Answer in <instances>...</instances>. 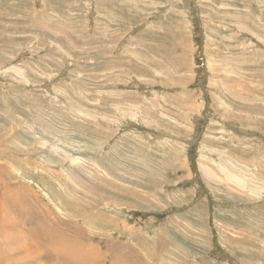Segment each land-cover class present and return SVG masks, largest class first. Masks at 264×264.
Segmentation results:
<instances>
[{"label":"rangeland","instance_id":"rangeland-1","mask_svg":"<svg viewBox=\"0 0 264 264\" xmlns=\"http://www.w3.org/2000/svg\"><path fill=\"white\" fill-rule=\"evenodd\" d=\"M0 197V264H62L32 231L77 229L130 264H264V0H0Z\"/></svg>","mask_w":264,"mask_h":264},{"label":"bare ground","instance_id":"bare-ground-1","mask_svg":"<svg viewBox=\"0 0 264 264\" xmlns=\"http://www.w3.org/2000/svg\"><path fill=\"white\" fill-rule=\"evenodd\" d=\"M0 205L2 207V209L0 211H4V210L7 211V214L0 213L1 216L4 215L3 217L0 218V223L7 222V224L13 225L15 227L16 224H17V218H16L17 214H16V217H15L13 215V213L15 211L11 212V213L8 212V210L11 211L15 206L14 207L7 206V208H6L5 205H4V202L1 199V197H0ZM27 213L29 214V212H27ZM102 216L95 215V220L100 223V224L98 223L99 225L102 224L105 227L109 226L110 221L108 220V218H104ZM35 217H36V215H35ZM33 218H34V216H33ZM26 220H28V219H26ZM35 220H37V219H35ZM16 229H17V227L10 228L9 231H6V235H4V237H1V235H0V244H3L2 247L4 248V249L0 248V253H2V254L7 253V249H10L9 247H13L15 250H17L18 246H17V248H15L16 247V245H15L16 243L15 242H16V240H19V239H17L18 238V234H17L18 231ZM76 231H77V234H78L77 236H79V238L83 239V237H84L83 231L80 230V229H77ZM15 232H17V233H15ZM32 232H33V235L35 236V238H39V240L40 239L43 240L41 244L48 243V244H51L52 246L55 247V249H53V251L55 252L56 260H60L62 264L63 263H65V264H73V262H74V264H97V263H100V262H101V264H106V262H107L106 260L109 261L108 262L109 264H130V260L126 259V256H125V253H124L127 249L125 247H123L122 244H120L119 248H116L117 251L114 250V253L116 255L117 254L118 255L116 257H115V255H112L113 258L108 259L107 255H105V253H100L96 249V247H93L94 245L93 246H92V244L91 245L90 244L89 245L88 244L85 245L86 243L83 244L84 242L81 243L80 242V241H82L81 239H80V241L77 244H75L77 246L76 247L74 245V241H76V240L73 241V239H74L73 237H75L76 235L72 236L73 233L71 234V236L68 235V234H66L65 237L61 236V235L60 236L59 235H55V236H52V238H50V240H44V239H42V237L44 236V233L38 232L37 230H34ZM82 246H85L86 248H82ZM34 248H36V247H34ZM151 250L155 251V250H153V248ZM35 251H32L33 253L31 254V252L27 253L28 251L26 252V250H25L26 253H24V254L26 255V259H28L27 257H31L32 258V256H34V257L40 256V254L44 251V249H36ZM81 251L82 252L85 251V252L82 253ZM107 251H108V248H107ZM133 253L136 255V257H138V255L136 254L135 250H133ZM18 256L21 258V254L18 255ZM38 259H40V258H38ZM48 259H50V258H48ZM56 260H54V261H56ZM0 263H2V262H0ZM29 263H26V264H29Z\"/></svg>","mask_w":264,"mask_h":264}]
</instances>
